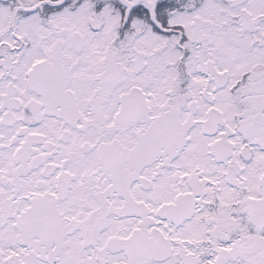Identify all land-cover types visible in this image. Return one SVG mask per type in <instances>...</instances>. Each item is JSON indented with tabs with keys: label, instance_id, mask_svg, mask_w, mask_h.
I'll return each mask as SVG.
<instances>
[{
	"label": "snow or ice",
	"instance_id": "obj_1",
	"mask_svg": "<svg viewBox=\"0 0 264 264\" xmlns=\"http://www.w3.org/2000/svg\"><path fill=\"white\" fill-rule=\"evenodd\" d=\"M0 264H264V0H0Z\"/></svg>",
	"mask_w": 264,
	"mask_h": 264
}]
</instances>
